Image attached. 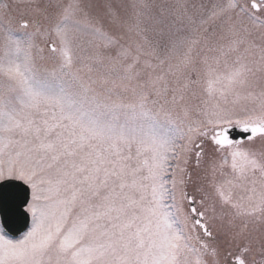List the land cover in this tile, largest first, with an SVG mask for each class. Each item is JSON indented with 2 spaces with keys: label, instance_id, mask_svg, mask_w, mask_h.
<instances>
[{
  "label": "snow or ice",
  "instance_id": "1",
  "mask_svg": "<svg viewBox=\"0 0 264 264\" xmlns=\"http://www.w3.org/2000/svg\"><path fill=\"white\" fill-rule=\"evenodd\" d=\"M23 2L0 3V264H264L247 232L264 223V0L172 19L106 4L135 47L84 0ZM10 219L30 226L12 238Z\"/></svg>",
  "mask_w": 264,
  "mask_h": 264
},
{
  "label": "rangeland",
  "instance_id": "2",
  "mask_svg": "<svg viewBox=\"0 0 264 264\" xmlns=\"http://www.w3.org/2000/svg\"><path fill=\"white\" fill-rule=\"evenodd\" d=\"M48 2L49 0H35V3L41 6L47 4ZM84 2L91 6V11L94 14H100L105 17L106 28L113 31L116 35L122 36L123 39L121 40V43L132 44V46L135 47L134 42L139 39L138 37H136L134 34L123 32L108 23V15H107L108 9L105 7L106 4H111L113 8L119 13V15L125 19L132 18L136 11H141V10L147 12L149 15L158 17L162 9L165 17L167 19H172L173 14L179 13L180 9L178 6L180 4H184V3L189 5L193 3L211 4V3H222L224 2V0H84ZM0 3H13V0H0ZM18 3H19L18 9L15 8V4H14L15 10L13 12V15L17 16V18H19L20 12L26 11L28 7V5L25 4L23 0H18ZM144 3L149 4L151 8L133 9L132 7L133 4L140 5ZM145 21H146L145 26L149 28V31L147 33L149 39L152 40L153 43H158L161 47L167 44L169 40V35L167 34V32L164 35H161L159 34L158 31H152L151 21H148L147 18H145ZM256 147L259 148V145ZM209 152H211L210 148H209ZM227 220L228 218L226 220L224 218L223 221H217L218 223H220V227H221L220 231L223 239L220 240L219 237L216 236L215 243L222 249L224 247H227V244L225 243L227 239L225 233H227L229 230ZM247 232L251 233L253 236L259 237L262 233H264V223H261L259 220L250 222L247 228Z\"/></svg>",
  "mask_w": 264,
  "mask_h": 264
},
{
  "label": "water",
  "instance_id": "3",
  "mask_svg": "<svg viewBox=\"0 0 264 264\" xmlns=\"http://www.w3.org/2000/svg\"><path fill=\"white\" fill-rule=\"evenodd\" d=\"M233 135L236 138H242L241 134L239 132H234ZM0 218H1V224L4 226L3 222L5 220L4 214L0 212ZM30 225V219L25 224L23 221H19L16 219H10L7 226H5V230L9 233L11 237H18L20 234H22L24 231L27 230V227Z\"/></svg>",
  "mask_w": 264,
  "mask_h": 264
},
{
  "label": "flooded vegetation",
  "instance_id": "4",
  "mask_svg": "<svg viewBox=\"0 0 264 264\" xmlns=\"http://www.w3.org/2000/svg\"><path fill=\"white\" fill-rule=\"evenodd\" d=\"M258 145H259V147H260V143H259V141L256 142V146H258ZM209 191H211V189H209ZM227 218H228V217L225 216V220H226ZM217 229H218V230H217ZM220 230H221L220 223L217 222V226H216V232H215V234H216V236L219 237L220 240H222L223 237H222V235H221V231H220Z\"/></svg>",
  "mask_w": 264,
  "mask_h": 264
}]
</instances>
